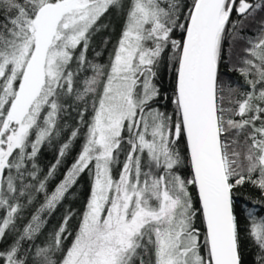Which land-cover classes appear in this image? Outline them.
I'll return each mask as SVG.
<instances>
[{
	"label": "snow or ice",
	"instance_id": "1",
	"mask_svg": "<svg viewBox=\"0 0 264 264\" xmlns=\"http://www.w3.org/2000/svg\"><path fill=\"white\" fill-rule=\"evenodd\" d=\"M0 264H264V0H0Z\"/></svg>",
	"mask_w": 264,
	"mask_h": 264
},
{
	"label": "trees",
	"instance_id": "2",
	"mask_svg": "<svg viewBox=\"0 0 264 264\" xmlns=\"http://www.w3.org/2000/svg\"><path fill=\"white\" fill-rule=\"evenodd\" d=\"M105 35H106V33H104V32L97 34V36L95 37V43L97 45H99L101 43V41L103 40ZM48 154H49V156H51V150H49ZM45 162H47V161H45ZM79 191L83 192L84 189L82 188ZM82 205H83V200H82V198H80L77 202H75L74 207L77 211H79V209L82 207ZM58 219H59V217H57L55 220H53L52 223L55 224L58 221Z\"/></svg>",
	"mask_w": 264,
	"mask_h": 264
}]
</instances>
